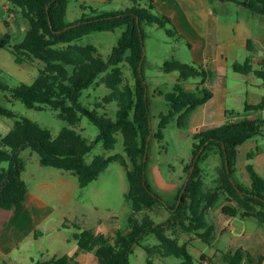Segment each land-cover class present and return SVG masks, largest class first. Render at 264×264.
I'll use <instances>...</instances> for the list:
<instances>
[{"label": "trees", "instance_id": "trees-1", "mask_svg": "<svg viewBox=\"0 0 264 264\" xmlns=\"http://www.w3.org/2000/svg\"><path fill=\"white\" fill-rule=\"evenodd\" d=\"M69 1L8 0V13L20 15L29 27L19 43H12V36L5 33L0 37V48L10 49L17 64H42L36 80L13 89L12 98L22 101L30 109L43 110L48 107L59 111V118L66 121L69 127H64L53 138L50 130L30 119L15 120L12 129L0 141V165L5 162L9 164L8 168H0V208L11 210L25 201L29 189L22 179L25 165L20 153L30 149L40 155L44 166L77 176L81 187L98 179L114 161H120L126 169L129 182L126 199L130 205L128 231L119 230L112 239L76 224L80 231L75 234L78 243L75 257L81 252H94L98 264H132L130 254L134 245L139 244L145 236L154 235L158 243L143 246L148 254L147 264H154L156 258L169 257L181 259L179 264H194L196 259L190 252L189 244L181 243L175 233L169 235L168 231L179 224L184 232L194 233L203 243L212 245L218 231L215 223L209 220V213L221 195L227 198V203L221 209L223 215L230 219H254L264 226V177L249 162L246 170L250 185L235 179L238 149L255 138L264 139V120L241 118L195 133L192 137V158L184 168L189 181L177 191L172 204L164 201L155 193L148 177L149 141L153 138L163 141L165 130L171 122H175L179 129L188 127L191 115L214 95L207 87L212 72L202 64L179 60L164 63L163 70L167 73L178 72L179 79L174 90L165 95L169 109L167 113L160 114L155 131L151 125L147 85L143 76L141 25L145 23L165 28L173 25L172 19L156 11L154 0H148L146 7L141 5L143 0H130L133 5L126 10L98 14L93 11L91 17L68 23L66 11ZM217 1L234 2L255 15L264 16V0ZM117 28H124V32L107 60L98 53L96 46L75 43L90 33L114 31ZM176 31L173 33H178ZM247 50L250 54L244 62H235L233 70L242 75L254 74L263 80L264 85V61L259 68H255L252 40H248ZM124 64L132 71V85L125 83ZM101 74L105 75L98 84L106 85L111 93L97 102L95 109L89 110L80 103V98ZM196 78L200 79L197 91L184 88L182 82ZM0 89L10 90L1 83ZM114 101L118 104L115 119L99 113V108ZM245 109L264 110V96L257 105L246 104ZM0 116L15 118L11 110L1 105ZM82 116H87L98 127L100 133L96 142H102L106 150L114 149L118 135H122L129 162L123 155L115 154L110 157L97 156L90 164L86 163L85 156L92 150L93 144L73 128L79 124ZM257 152H260L259 145L248 153L247 160H252ZM212 154H218L221 161L216 167L215 178L208 184L202 165ZM159 205L166 206L170 212L166 227L165 224H157L151 215ZM75 257L63 255L50 262L36 264H76ZM200 260V264H262L264 254L253 256L250 251L237 248L234 251H217L212 257L202 255Z\"/></svg>", "mask_w": 264, "mask_h": 264}, {"label": "rangeland", "instance_id": "rangeland-1", "mask_svg": "<svg viewBox=\"0 0 264 264\" xmlns=\"http://www.w3.org/2000/svg\"><path fill=\"white\" fill-rule=\"evenodd\" d=\"M217 0H210V7L213 14H218L225 19H237L239 15L253 14L249 10L242 7L237 9L232 2L227 4L225 11ZM149 4L148 0L141 1V5L146 7ZM133 3L130 0H70L66 11V21L68 23L75 22L82 17L93 16V11L98 13L126 10L131 8ZM163 13L158 8L156 10ZM10 20L0 18V37L5 33H9L13 40L12 43L22 41L29 27L28 22L17 16L13 19L12 13H8ZM5 20L8 22L5 24ZM178 33H173L174 30ZM143 37V76L147 85L146 97L149 104V112L151 125L153 130H157L160 122V114L167 113L169 106L165 99V95L174 90V86L178 83L179 73H167L163 70V65L166 61L179 60L183 63L199 64L191 53L192 45L189 40L181 33V29L173 22V25H167L163 28L158 25H149L143 23L141 25ZM176 31V32H177ZM124 28H117L114 31L93 32L75 43L79 45H94L98 48V53L103 59L107 60L112 54L113 48L119 43L122 37ZM170 32V33H169ZM191 45V46H190ZM244 53L238 58V62H244ZM42 64H17L15 57L10 49L0 48V83L9 87L10 90L5 91L0 89V105L15 114V118H7L0 116V141L12 129L15 120L21 118L30 119L44 128L50 130L53 138H56L64 127H69L68 123L59 118V111L51 108L43 110L30 109L26 107L22 101L12 98L11 91L22 83L32 84L39 75V67ZM126 84H134V77L131 69L127 64L122 66ZM111 71V68L108 72ZM98 76L95 84L83 91L80 98V103L87 109L93 110L96 108V103L101 102L103 98L108 96L111 91L104 84H98L101 77ZM245 75L235 72L230 68L228 73L229 87L237 85L236 83L245 82ZM264 88L263 80L256 78ZM200 79H190L182 82L185 89L189 91H197L196 87ZM233 99V97H230ZM242 103H229L228 106L235 109L236 114H244ZM118 104L112 102L105 104L98 109L100 114L115 119L117 115ZM222 119L226 117L225 112ZM231 117V115H227ZM228 122V120H225ZM82 134L90 144H93L92 150L86 154L85 161L90 164L95 157L104 156L110 157L115 154H121L127 162L129 159L124 149V139L122 135H118V142L114 149L106 150L102 142H96L99 136L98 127L87 117L82 116L79 124L73 127ZM198 131V130H196ZM195 131V132H196ZM193 125H188L185 129L176 127L175 122H171L165 130V139L163 141H149L147 156V173L153 186L155 193L168 203L175 201L174 189L177 191L185 184L188 176L184 171L192 158L193 146ZM184 137H183V136ZM264 145V139L261 137L255 138L249 142L255 141ZM243 146V145H242ZM240 146V147H242ZM239 147V148H240ZM255 150V148H254ZM20 159L25 165L22 173V179L27 183L30 192L44 199L52 208L53 215L47 220L44 226H48L45 238H42V244L34 245L31 249V255L35 262L42 259V254L45 257L53 256V253H58L59 256L64 254L72 255L78 251V243L75 239V234L80 231L76 224L82 229H95L103 225L118 227L122 232L128 231V217L130 214V205L126 199V194L129 191V182L126 174V169L120 161L110 163L98 179L90 183L86 187H81L78 177L72 173L55 169L53 167L44 166L41 162V157L38 153L30 149H24L20 153ZM220 156L212 154L203 163V169L206 174V182L211 184L216 174V167L220 164ZM240 164V163H239ZM7 162L0 165V168H8ZM241 166V167H240ZM238 165L235 173V179L247 184L243 178L244 173L248 177L247 170L242 163ZM243 172H242V170ZM172 189V190H170ZM177 197V194H176ZM220 202H217L209 213V220L216 223L217 233L216 239L212 243L217 248L225 251L227 245L233 241L231 235H225L223 238L219 235L222 233V228L225 226V215L218 210ZM152 217L157 224H165L170 216V212L164 205H159L158 209L151 212ZM254 220V219H251ZM256 221V220H255ZM67 224V225H66ZM69 224V225H68ZM83 226V227H82ZM264 228V227H263ZM44 230V227H42ZM118 230V231H119ZM175 233L181 243L189 244L190 252L195 256V263L200 264L201 258V240L194 233H186L181 230L179 224L173 227V230L168 231L171 235ZM116 237L117 230H114ZM158 243L154 235H147L135 244L130 254L132 264H147L148 254L143 248L145 245H155ZM39 247L42 248L39 251ZM256 255L264 253V243L253 249ZM156 260V259H155ZM154 260V262H155ZM161 258L156 260L160 263ZM182 260L175 257L165 259L164 264H179Z\"/></svg>", "mask_w": 264, "mask_h": 264}, {"label": "crops", "instance_id": "crops-1", "mask_svg": "<svg viewBox=\"0 0 264 264\" xmlns=\"http://www.w3.org/2000/svg\"><path fill=\"white\" fill-rule=\"evenodd\" d=\"M154 1L155 6L168 15L182 30L181 33L189 40L192 45L190 50L195 55L196 62L204 65L212 72V77L207 83V87L214 95L207 104L199 107L191 115L189 124L193 125L194 132L198 130L195 132L197 133L205 128L223 124L227 122L225 120H228V122L241 118L264 120V110L245 109L246 104L257 105L264 96L262 84L255 80L257 77L254 74L245 75V82L236 83L237 85L231 87H229L227 79L230 68L233 69V64L238 62L240 55L244 53V59H246L250 54L247 50L248 40L253 42L254 53L252 55L255 68H259V64L264 61V16L245 14L239 15L237 19L222 20L220 15L213 14L210 0ZM219 3L227 11V4L231 2ZM232 3L236 5L237 9H242V6ZM9 6L8 0H0V18L11 19L8 16ZM12 16V20H15L18 15L13 12ZM230 97H233L234 100L230 99ZM230 102L233 104L243 102L242 109L244 114L238 113V115H235V109H231L228 106ZM224 112L226 117L222 119L220 116ZM228 114L231 117H227ZM258 145L260 152H257L254 158L248 161V153ZM237 162L239 166L242 163L245 168L251 162L255 170L264 177V145L259 144L256 140L248 141L238 149ZM242 174L244 180L250 185L248 172V177L244 173ZM173 193L175 196L177 193L176 188ZM217 202H220L218 210L221 211L223 205L227 203L226 196L221 195ZM54 210L42 197L32 194L30 190H28L25 201L16 205L13 209L5 210L0 208V264H36L50 262L54 258L62 257L63 255L59 256L58 253H53V256L49 255V257H45L42 254V259L35 262V257L30 253L32 246H40L42 244V238H45L48 228L44 224L47 220L51 222L50 218ZM215 225L217 224L215 223ZM42 227H44V230H42ZM263 227L255 220L241 219L239 217L230 219L226 216L225 226L219 235L221 238L225 235H231L233 241L227 245L226 248L228 249L225 252L243 248L250 251L253 256L261 255H256L253 249L264 243ZM115 229L119 230L116 226L114 228L100 223L98 228L92 230L114 239ZM200 248L202 249L200 252L201 256L212 257L217 251H223V249L203 242H201ZM41 250L42 248L39 247V251ZM77 252L72 255H64L75 257ZM165 259L161 258L160 263L164 264ZM74 260L76 264H98V259L94 252H81ZM156 260L154 264H157ZM205 264L208 263L205 262ZM262 264H264V261Z\"/></svg>", "mask_w": 264, "mask_h": 264}, {"label": "water", "instance_id": "water-1", "mask_svg": "<svg viewBox=\"0 0 264 264\" xmlns=\"http://www.w3.org/2000/svg\"><path fill=\"white\" fill-rule=\"evenodd\" d=\"M70 27H72V26H70ZM141 67H142V61H141L140 69H141ZM197 158H198V156H197ZM197 158H196V159H197ZM195 163H196V160H195V162H194V165H193V167H192L191 172H193V170H194ZM188 181H189V177H188L187 180H186V184L188 183ZM183 191H184V190H183ZM182 195H183V192L181 193L180 200L182 199Z\"/></svg>", "mask_w": 264, "mask_h": 264}]
</instances>
